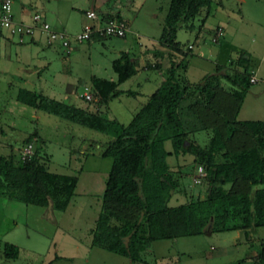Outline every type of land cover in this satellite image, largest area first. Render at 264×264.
<instances>
[{"label":"trees","instance_id":"obj_1","mask_svg":"<svg viewBox=\"0 0 264 264\" xmlns=\"http://www.w3.org/2000/svg\"><path fill=\"white\" fill-rule=\"evenodd\" d=\"M209 4L210 0H168L157 43L165 54L178 59L169 60L160 83L125 124L99 110L89 111L38 91L19 87L15 95L22 104L108 136L99 155L111 161L90 244L131 261H143L140 252L152 240L196 235L206 229H238L247 237L261 226L253 260L264 264V120L235 118L251 74L248 57L240 55L239 70L205 74L201 82H188L182 74L191 48L175 39L176 29L190 28L192 18ZM109 17L100 15L101 20ZM111 68L114 79L90 81L98 105L105 104L115 85L136 71V61L129 52L120 51L111 60ZM220 77L229 82L227 88ZM199 130L207 132L202 145L193 137ZM32 136L39 138L35 131ZM164 140L170 141V150L164 149ZM23 141L29 142L30 137ZM171 153H190L193 163L201 165L203 196L167 205L180 185L178 169L165 161ZM75 184L76 176L47 170L35 147L24 159L19 154H0V195L61 210ZM1 254L16 258L18 247L4 242Z\"/></svg>","mask_w":264,"mask_h":264},{"label":"rangeland","instance_id":"obj_2","mask_svg":"<svg viewBox=\"0 0 264 264\" xmlns=\"http://www.w3.org/2000/svg\"><path fill=\"white\" fill-rule=\"evenodd\" d=\"M228 1L237 13L243 12L245 16L253 14L256 10L259 20L264 24V0H244L241 4L235 0ZM214 2L215 0H210L209 6H213ZM23 4L28 9V15L33 13L37 6L43 5L45 10L35 12H39L40 15L44 13L45 21L51 28L55 26L56 30H62L64 27L66 32L72 31L71 29L79 31L81 23L89 21L84 14L89 5H92V10L99 18V11L108 10L111 5H115L121 10V18L127 22L128 28L135 31L136 40H132V47L137 48L150 46V42L157 39L168 0H26ZM51 6L57 9L63 26L57 19H51ZM198 17L196 15L192 18L190 28L180 25L176 29L175 39L183 47L193 40L194 30L200 20ZM16 39V35H12L10 39L0 37V154L12 153L18 156L19 149L25 144L23 140L30 137L31 150L37 148L38 156L40 160L44 158L47 170L74 175L76 184L67 205L61 210L24 203L0 195V250L4 242L11 243L18 247L19 255L13 259L2 258L0 264H45L58 258L56 264H91L94 253V249H90L91 230L100 208L104 179L111 161L110 157H102L99 152L97 153L99 147L94 146L92 140L102 138L104 133L71 121L65 123L67 119L22 104L15 99L19 87L34 91L41 88L40 91L44 93L47 87L56 88L60 85L57 81L51 85L50 81L44 78H41L39 83L32 81L28 84L26 79L23 82L17 76L22 73L18 67L19 63L24 61L23 58L30 60V51L24 57L20 56L23 53L19 50L25 47ZM123 40V37L100 36L89 41L84 40L82 49H78V46L73 47L69 50L72 55L70 53L68 55L63 47H58L56 53L59 57L69 56V61L72 62V75L75 73L84 75L88 70H94L98 76L105 78L108 74H115L111 68L114 56L110 49L123 45ZM34 44L39 47L38 43ZM41 46L39 50H45L46 47ZM14 51L17 52V61L8 63L6 58L14 60ZM188 58L211 59L204 52L203 54L195 52ZM32 61L36 62L34 58ZM228 73L231 71L228 70ZM220 80L224 88L229 86L227 79L220 77ZM71 82L74 83L77 93L83 92L84 86L88 87L89 84V81L83 79ZM253 85L254 83H247L245 91ZM248 100H242L241 109L235 114L236 119L242 120L245 119L243 117H250L248 115H260L259 113L263 112V109L258 108L257 114H248L251 111ZM63 101L68 102L67 99ZM102 111L106 116L105 111ZM34 131L39 138L32 136ZM193 137L202 145L207 140V132L196 131ZM163 144L165 148H170L169 140H165ZM189 154L185 153L184 158L192 156ZM173 161L178 164L176 173L180 188L173 190L174 193L168 198L167 205L203 196L205 183L202 177H199L197 183L193 181L198 167L201 168L200 172L204 173L201 165L194 164L191 159L183 160L181 155H171L167 158L168 163ZM260 232L261 226L256 227L247 237H244L241 231L236 246L231 243L235 241L234 230L211 231L198 237L188 235L178 236L172 240L156 239L150 241L140 252L143 261L133 260L130 264H232L236 258L248 255L251 249L256 250L258 244L256 236L261 235ZM101 252L117 256L116 253L107 250L102 249ZM241 264H253V261L244 258Z\"/></svg>","mask_w":264,"mask_h":264},{"label":"crops","instance_id":"obj_3","mask_svg":"<svg viewBox=\"0 0 264 264\" xmlns=\"http://www.w3.org/2000/svg\"><path fill=\"white\" fill-rule=\"evenodd\" d=\"M26 0H11L10 10L12 19L16 22H25L30 23V15H28V9L23 4ZM237 3L241 4L244 0H235ZM113 4V3H112ZM233 4V1H232ZM49 5V4H48ZM92 9V5H89L86 10ZM45 10L43 5H39L36 7L34 11ZM48 10V9H46ZM85 10V11H86ZM100 15H112L118 16L121 18V10L117 8L115 5H111L108 10L99 11ZM51 19H57L59 24H61V16L59 15L57 9L51 6ZM200 17L199 24L196 26L194 30V38L191 42H187V44H191V51L189 53L193 54L198 52L199 54H203V52L211 57L209 60H199L185 58V67L182 72L184 78L188 82H198L205 74L215 73L223 74L224 71L235 69L239 70L241 65L237 63L238 58L241 56H247L250 62L249 70L251 74H254L256 80L252 88L248 91H245L243 97L244 99H249L250 102V110L248 114H257V109H263L260 115H248L250 117H243L247 119H260L264 120V24L259 20V15L256 10L251 15L245 16L243 12L237 13L230 1L228 0H215L213 6H208L207 9H202L198 14ZM42 19L45 21L44 13L41 14ZM198 17V18H199ZM83 22L81 23L82 26ZM49 25V24H48ZM217 25L222 27V34L218 38L217 41H210V34L213 28ZM50 26V25H49ZM61 26H63L61 24ZM80 26H78L79 28ZM53 27L52 29L56 30ZM81 29V28H80ZM79 29V30H80ZM72 31L66 32L64 31V27L62 30L65 33L73 34L78 31V29H71ZM128 32V33H127ZM126 36L123 37V45H119L116 47H112L110 49V53L112 56L116 57L120 51L129 52L136 61V71L118 82L114 87V94H111L106 103L103 105H98L95 102V97L93 96V92L91 90L90 81L93 77H101L98 76L94 70H88L84 75H80L79 73H75L72 75L71 73V64L69 61V56H58L56 53L58 51L59 44L57 42L47 43L45 41L44 35L38 29H34L33 32L29 35H25L19 38L16 34H9L7 31H1L0 37L4 39H10L12 35L17 36V41L25 47V49L19 50L20 56L24 57L27 52H29V59H24L19 63V68L22 73H19L17 76L23 80L26 79L28 84L32 83V81L40 82L41 78L45 80H49V84H54V81H57V84H60L58 87H47V91L42 93L40 90L38 92L51 97L53 99L61 100L67 99V103H71L77 107L87 109L89 111L99 110L103 112L105 111L106 116L108 118L115 119L117 122L125 124L129 121L134 112L142 105V103L146 100L147 96L155 89V87L160 83L163 77L164 68L168 65L169 60L176 61L178 56L175 54L167 55L164 53V47H161L157 43V39L150 42V46L143 47H132V40L135 36V31H132L128 28ZM159 35V34H158ZM158 37V36H157ZM98 38L97 36L91 37ZM89 39L85 41H89ZM83 42V41H82ZM79 42L74 45L71 44L68 51L66 52L69 55V50L73 47H77L78 49H82L84 43ZM38 43L39 47L43 45L45 50H39L38 45L34 44ZM10 45V44H8ZM127 46V47H126ZM152 46V47H151ZM16 47V46H15ZM10 49V48H9ZM155 49H159V53H153ZM17 51V50H16ZM14 51L13 54L14 60L11 58H6L8 63L12 61L16 62L17 52ZM71 54V53H70ZM72 55V54H71ZM33 58L36 62H33ZM158 64L159 66H156ZM152 68V70H149ZM11 73V72H10ZM9 73V75H10ZM104 78V77H102ZM115 74H108L105 79H114ZM78 79H83L89 81L88 87L84 86L83 92H76L74 88V83L71 82L77 81ZM129 81V82H128ZM201 82V81H200ZM127 83V84H125ZM32 85V84H31ZM25 88V87H22ZM31 90L30 88H26ZM88 89V90H85ZM132 90L134 91L132 94H128L125 91ZM83 93H88L91 96V99H86L83 96ZM242 97V100H244ZM249 97V98H247ZM16 99V98H15ZM241 100V102H242ZM241 104V103H240ZM259 105V106H258ZM241 109L239 106L238 110ZM245 116V115H244ZM68 123L70 120H66ZM72 122V121H71ZM69 125V124H66ZM108 139V136L104 134L102 138L97 140H92L94 142V146H98L99 150L104 141ZM165 141V140H164ZM163 141V143H164ZM164 147V144H163ZM165 150H170V148H165ZM97 151V153L99 152ZM99 154V153H98ZM185 153H179L177 155H181V159H191L192 156H188V158H184ZM174 154H168L165 156L166 163L172 168L176 169L178 166L177 162L173 161L172 163L167 162V158ZM174 192L171 193L170 196L173 195ZM180 203V202H179ZM178 204V203H176ZM175 204V205H176ZM240 230H234V239L231 243L235 245L238 242L237 237L239 236ZM210 231H204L203 233L196 234L194 236L201 234H209ZM261 233V232H260ZM251 232H248L250 235ZM260 235L256 236L258 239ZM177 238V237H174ZM173 238V239H174ZM172 240V238H170ZM198 239V238H197ZM249 239V238H247ZM246 239V240H247ZM236 246V245H235ZM21 249L23 247L19 246ZM94 253L92 254L91 264H130L131 260L124 255L117 254V256H109L108 254H103L102 248L92 247ZM101 249V250H100ZM104 250V249H103ZM256 253L255 249H251L248 255L240 258H249L255 264L253 257ZM19 256V255H17ZM9 259L4 258L1 254L0 250V263L1 259ZM61 258V257H60ZM102 258V259H101ZM240 258H236L233 262L237 261ZM98 259H101L99 261ZM58 259L49 260V263L45 264H56ZM241 261V263L243 262ZM87 260L85 261V263ZM232 262V263H233ZM240 263V264H241Z\"/></svg>","mask_w":264,"mask_h":264},{"label":"built area","instance_id":"obj_4","mask_svg":"<svg viewBox=\"0 0 264 264\" xmlns=\"http://www.w3.org/2000/svg\"><path fill=\"white\" fill-rule=\"evenodd\" d=\"M11 0H0V32L7 31L9 34H16L19 38L29 35L34 29H38L44 35L47 43L57 42L59 46L63 47L66 52L73 43H79L95 36H115L124 37L128 31L127 22L116 16L101 20L92 9L85 11V17L89 20L84 22L81 29L73 34L65 33L64 31L52 29L46 21H44L39 12H33L30 15V23L16 22L12 19L10 10ZM222 27L217 25L213 28L210 34V41L215 42L222 34ZM187 47H191L187 44ZM256 77L250 74L249 81L254 82ZM86 99H91L88 93H83ZM32 153L29 142L25 143L19 149V157L24 159ZM200 167L197 168V175L193 178L195 183L199 182L203 173L200 172ZM200 177V178H199Z\"/></svg>","mask_w":264,"mask_h":264},{"label":"water","instance_id":"obj_5","mask_svg":"<svg viewBox=\"0 0 264 264\" xmlns=\"http://www.w3.org/2000/svg\"><path fill=\"white\" fill-rule=\"evenodd\" d=\"M138 220H139V219H138ZM127 238H128V236H125V237H124V244H126Z\"/></svg>","mask_w":264,"mask_h":264}]
</instances>
